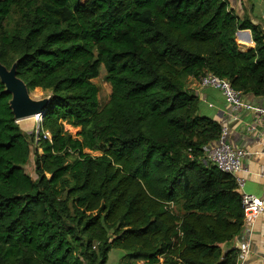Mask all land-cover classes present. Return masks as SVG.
Listing matches in <instances>:
<instances>
[{
	"label": "trees",
	"instance_id": "obj_1",
	"mask_svg": "<svg viewBox=\"0 0 264 264\" xmlns=\"http://www.w3.org/2000/svg\"><path fill=\"white\" fill-rule=\"evenodd\" d=\"M0 64L49 92L29 140L0 81V264L236 263L240 193L204 158L221 126L188 89L212 73L264 96V33L227 0H0Z\"/></svg>",
	"mask_w": 264,
	"mask_h": 264
},
{
	"label": "crops",
	"instance_id": "obj_2",
	"mask_svg": "<svg viewBox=\"0 0 264 264\" xmlns=\"http://www.w3.org/2000/svg\"><path fill=\"white\" fill-rule=\"evenodd\" d=\"M228 7L239 21L258 27L264 33V0H227ZM235 42L240 51L254 46L250 30H238ZM188 89L199 99V114L217 121L225 129L223 141L248 151L240 160L242 187L239 193L264 196V118L244 109L232 111L222 94L211 87H201L198 81L188 79ZM246 102L264 108V96L243 95ZM241 239L250 244L246 264H264V212L251 224L247 232L222 245L224 250L237 249ZM136 264H145L137 262Z\"/></svg>",
	"mask_w": 264,
	"mask_h": 264
},
{
	"label": "built area",
	"instance_id": "obj_3",
	"mask_svg": "<svg viewBox=\"0 0 264 264\" xmlns=\"http://www.w3.org/2000/svg\"><path fill=\"white\" fill-rule=\"evenodd\" d=\"M197 81L201 87H211L218 90L232 111L244 109L254 113L255 118H258V116L264 118V108L252 105L243 100V94L234 90L228 80L222 79L212 73H205L197 78ZM224 135L225 129H221L220 135L215 143L203 147L204 158L220 172L231 175L236 181L237 190H239L243 184L242 179L238 176L241 170L240 160L248 155V151L238 146L225 143L223 141ZM240 197L244 212L241 233H245L253 221L264 212V196L256 197L254 195L240 193ZM250 251L249 242L241 239L237 245L235 264H246Z\"/></svg>",
	"mask_w": 264,
	"mask_h": 264
},
{
	"label": "rangeland",
	"instance_id": "obj_4",
	"mask_svg": "<svg viewBox=\"0 0 264 264\" xmlns=\"http://www.w3.org/2000/svg\"><path fill=\"white\" fill-rule=\"evenodd\" d=\"M15 19H16L15 15H12L10 18L6 19L5 20L6 26H4V28L10 29L11 27H13V22ZM104 77H105V73H104L103 67L101 65H99L98 76L95 79H93V83L97 86V89H98L99 107H102L108 101V98H109L110 87H109V84L105 82ZM34 90L38 91L36 96L33 95ZM34 90H30L27 92L29 98H31L33 100H44V99H47L49 97L48 91H42L41 89H38V88H36ZM37 117H38V119H29V118L24 117V118L17 120V124L20 127L21 131L26 136L29 137L28 138L29 140H31L30 137L33 138L37 134V125L39 122V116H37ZM66 129L69 130L72 134H74V132H75L74 129H72L68 126H66ZM34 145H35V141L33 140V142L30 144L32 151H31V154L29 156L28 163L24 166V171L33 178L35 177L34 172H33V163H34V159H35ZM93 154H95V153H93ZM122 256H123V252L121 250L111 249L108 253L106 264H119L122 260Z\"/></svg>",
	"mask_w": 264,
	"mask_h": 264
},
{
	"label": "water",
	"instance_id": "obj_5",
	"mask_svg": "<svg viewBox=\"0 0 264 264\" xmlns=\"http://www.w3.org/2000/svg\"><path fill=\"white\" fill-rule=\"evenodd\" d=\"M0 81L6 86L7 93H11L10 101L13 114L17 120L27 117L30 114H40L49 103V99L33 100L29 98L24 83L16 78L14 67L7 70L0 64Z\"/></svg>",
	"mask_w": 264,
	"mask_h": 264
},
{
	"label": "bare ground",
	"instance_id": "obj_6",
	"mask_svg": "<svg viewBox=\"0 0 264 264\" xmlns=\"http://www.w3.org/2000/svg\"><path fill=\"white\" fill-rule=\"evenodd\" d=\"M37 93H38V91L37 90H34L33 91V95H37ZM32 95V94H31ZM38 115L37 114H30V115H28L26 118H29V119H38V117H37Z\"/></svg>",
	"mask_w": 264,
	"mask_h": 264
}]
</instances>
